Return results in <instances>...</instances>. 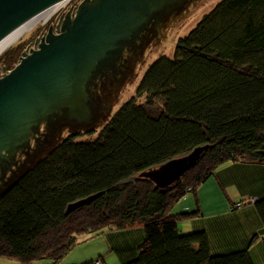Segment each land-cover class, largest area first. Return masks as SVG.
Instances as JSON below:
<instances>
[{"label": "trees", "instance_id": "obj_1", "mask_svg": "<svg viewBox=\"0 0 264 264\" xmlns=\"http://www.w3.org/2000/svg\"><path fill=\"white\" fill-rule=\"evenodd\" d=\"M17 50L1 61L16 62ZM198 147L179 181L157 185V167ZM239 161L264 164V0H220L148 66L100 131L68 134L7 184L0 257L62 264L83 240L130 229L139 235L132 243L108 242L119 264H257L264 195L253 201L262 224L245 246L216 251L207 229L179 227L201 214L200 187L219 166ZM189 194L196 208L176 212ZM231 201L237 209L245 200Z\"/></svg>", "mask_w": 264, "mask_h": 264}, {"label": "water", "instance_id": "obj_2", "mask_svg": "<svg viewBox=\"0 0 264 264\" xmlns=\"http://www.w3.org/2000/svg\"><path fill=\"white\" fill-rule=\"evenodd\" d=\"M61 0H0V38ZM177 0H97L82 5L64 34L24 55L0 78V162L18 147L25 132L56 109L91 118L89 85L98 64L141 27L148 14ZM203 147L178 156L153 173L157 185L179 181L196 164ZM82 202H80L81 204ZM79 204V203H77Z\"/></svg>", "mask_w": 264, "mask_h": 264}, {"label": "rangeland", "instance_id": "obj_3", "mask_svg": "<svg viewBox=\"0 0 264 264\" xmlns=\"http://www.w3.org/2000/svg\"><path fill=\"white\" fill-rule=\"evenodd\" d=\"M219 1L177 0L163 9L150 12L148 18L131 38L125 40L110 57L104 58L98 64L95 76L89 85L91 118L81 120L77 116L70 117L67 113L56 109L39 124L29 128L20 139L17 149L7 159L0 162V192L68 134L74 132L89 134L92 131L96 134L100 131L120 105L135 94L148 66L161 54L171 55L178 38L188 33L202 15L211 10ZM96 3L97 0H69L46 22L40 21L25 32L0 55V78L20 64L25 54L31 56L33 51L40 49L41 44H47L48 39L60 36L67 31L66 29L70 26L67 28L61 26V14H67L71 24L76 20L82 5ZM14 47L19 50L12 54L11 59L18 57L17 61L11 65L7 64L8 62L4 64L1 61L2 56ZM229 163H223L219 168ZM205 187L203 195L207 200L211 199L212 203L219 197H224L226 200L222 187L219 185L220 190H218L214 180L207 182ZM227 190L231 195L240 192L236 183L229 184ZM189 196L194 197L192 194ZM253 200L250 199V202ZM188 221L190 220L179 221L181 230H190L188 226L191 224ZM90 241L83 240L73 249H80ZM72 250L68 252L63 261L73 253ZM102 250L107 249L95 246L90 248L86 255L91 256ZM100 262H103V258Z\"/></svg>", "mask_w": 264, "mask_h": 264}, {"label": "crops", "instance_id": "obj_4", "mask_svg": "<svg viewBox=\"0 0 264 264\" xmlns=\"http://www.w3.org/2000/svg\"><path fill=\"white\" fill-rule=\"evenodd\" d=\"M217 171V175L209 178L207 182L214 180L218 190H220L219 185L227 190L229 184L236 183L240 192L231 195L227 190L230 200L219 197V199H216L212 203L211 199L207 200L203 195L206 182L199 190L201 214L197 218L187 219L190 220L188 222L191 224L188 227H190L189 229H207L210 233L211 245L216 251L222 250L225 247L236 248L238 246H245L244 244L248 237L257 231L256 227L258 225L262 224L256 213L253 201L257 196L264 195V164L248 163L245 161L230 162ZM250 199L254 200L250 202ZM231 200L238 203L241 200L245 201L244 205H241L237 209H232ZM194 208H196V200L194 197L188 195L176 205L175 211L193 210ZM132 231L130 229L127 231H111L93 236L88 239L91 241L85 246L80 249H73V253L62 264H90L100 257L103 258V264H119V256L109 251L108 242L110 241L112 244L132 243L139 236L136 231L134 233ZM95 246L107 250L99 251L97 254L91 256L86 255V252ZM251 253L254 255L258 253L262 254L263 258L257 259V264H264V245L260 239H257L252 244ZM0 264L22 263L14 259L0 257Z\"/></svg>", "mask_w": 264, "mask_h": 264}, {"label": "bare ground", "instance_id": "obj_5", "mask_svg": "<svg viewBox=\"0 0 264 264\" xmlns=\"http://www.w3.org/2000/svg\"><path fill=\"white\" fill-rule=\"evenodd\" d=\"M69 0H61L54 5L46 8L32 18L26 20L13 30L8 32L2 38H0V55L10 47L15 41H17L25 32L29 31L40 21H47L50 19L59 9L64 7Z\"/></svg>", "mask_w": 264, "mask_h": 264}, {"label": "flooded vegetation", "instance_id": "obj_6", "mask_svg": "<svg viewBox=\"0 0 264 264\" xmlns=\"http://www.w3.org/2000/svg\"><path fill=\"white\" fill-rule=\"evenodd\" d=\"M61 20H60V23H61V26L63 27V26H65L66 25V22H67V20H68V15L67 14H61ZM58 29H59V25H58ZM51 39V38H50ZM39 40V39H38ZM48 41H49V39H48Z\"/></svg>", "mask_w": 264, "mask_h": 264}, {"label": "built area", "instance_id": "obj_7", "mask_svg": "<svg viewBox=\"0 0 264 264\" xmlns=\"http://www.w3.org/2000/svg\"><path fill=\"white\" fill-rule=\"evenodd\" d=\"M92 264H99V261L98 260L93 261Z\"/></svg>", "mask_w": 264, "mask_h": 264}]
</instances>
